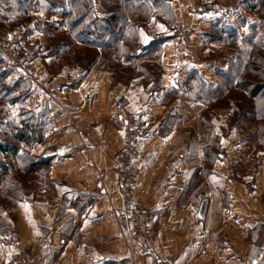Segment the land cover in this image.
Wrapping results in <instances>:
<instances>
[{
  "label": "crops",
  "instance_id": "obj_1",
  "mask_svg": "<svg viewBox=\"0 0 264 264\" xmlns=\"http://www.w3.org/2000/svg\"><path fill=\"white\" fill-rule=\"evenodd\" d=\"M26 1L31 18L59 19L60 11L44 0ZM159 1L169 18L158 17L152 7L144 21L125 20L135 33L129 57L140 58L154 39L161 41L155 80L143 74L117 79L110 69L95 65L82 74L72 61L78 43L70 34L69 60L56 64L52 47L31 21L13 29L33 55L37 78L23 77L7 62L2 74L7 86L23 87L27 107L44 125V141L31 153L42 161L49 152L52 190L44 200L30 196L15 208L0 209V218L19 236L14 248L0 244V264H8L14 250L33 253L41 246L49 250L44 264H147L125 219L116 216L122 199L113 168L121 133L111 96L142 121L134 194L138 204L154 212L149 246L156 257L169 264H264V151L246 134L221 133L230 109H215L204 118L205 106L180 89L192 72L213 84L214 73L235 60L232 51L203 46L202 33L216 20L231 21L239 0H202L205 8L197 14L186 10L191 0ZM241 15L243 37L254 17ZM174 29L188 35L178 41ZM136 46L146 52L131 55ZM64 147L71 152L61 156ZM202 201L205 209L198 219Z\"/></svg>",
  "mask_w": 264,
  "mask_h": 264
},
{
  "label": "trees",
  "instance_id": "obj_2",
  "mask_svg": "<svg viewBox=\"0 0 264 264\" xmlns=\"http://www.w3.org/2000/svg\"><path fill=\"white\" fill-rule=\"evenodd\" d=\"M44 1L49 8L60 11L59 19L53 23L41 17L31 18L26 0H0V31L14 32V28L31 21L52 47L56 64L69 60L66 50L71 46L67 35L70 34L78 43L72 61L82 74L95 65L110 69L117 79L129 81L140 74L152 80L158 77L161 41L154 39L146 55L129 57L135 33L133 25L125 20L128 18L133 24L144 21L152 7L158 17L169 18L168 8L159 0ZM242 3L244 10L254 17L245 36L241 37L236 27L220 20L208 25L202 33L203 46L214 44L232 51L235 60L225 71L214 73L213 84L205 83L192 72L180 89L193 102L205 106L204 118L215 109H230L221 133L234 129L246 134L256 148L264 151V0H242ZM5 65L6 61L0 58V209L15 208L30 196L36 201L44 200L46 191L52 190L49 163L31 153L35 145L44 141V125L27 107L23 87L18 83L6 85L2 74Z\"/></svg>",
  "mask_w": 264,
  "mask_h": 264
},
{
  "label": "built area",
  "instance_id": "obj_3",
  "mask_svg": "<svg viewBox=\"0 0 264 264\" xmlns=\"http://www.w3.org/2000/svg\"><path fill=\"white\" fill-rule=\"evenodd\" d=\"M202 0H191L186 10L188 13L197 14L204 10ZM188 33L174 29L172 36L176 40H181ZM144 49L136 46L131 55L138 56L144 54ZM0 58L4 59L11 67L15 68L23 77L36 81V73L31 68L33 61L32 53L26 49L19 34L15 32L0 31ZM110 100L114 103L119 112L121 141L120 148L115 154V166L113 168L115 184L122 199V206L116 211L118 218H124L128 235L131 239L138 241L147 257V264H169L168 259L159 260L150 249L149 242L153 234L154 212L136 202L134 185L139 174L137 166L138 141L142 135V121L139 116L125 109L123 100H115L112 96ZM196 139L199 133L195 134ZM71 152L67 147L60 151L61 156H66ZM49 152L44 153L42 161L49 160ZM206 202H210L208 194L201 196ZM264 226V214L262 217ZM46 235H49V228H41ZM19 242L18 233L5 220L0 218V244L5 248H14ZM49 257V250L46 246L39 247L35 252L28 253L22 250H14L8 260V264H44Z\"/></svg>",
  "mask_w": 264,
  "mask_h": 264
},
{
  "label": "rangeland",
  "instance_id": "obj_4",
  "mask_svg": "<svg viewBox=\"0 0 264 264\" xmlns=\"http://www.w3.org/2000/svg\"><path fill=\"white\" fill-rule=\"evenodd\" d=\"M238 4L239 5H237V10H234L235 12H233L234 13V16L231 18L232 19L231 21L230 20H229V22H225V20H220V21H222L223 24L230 23L231 24L230 26L236 27V30L237 31H241L240 30V25H242L241 22H243V20L241 18L242 17L241 11H244V12H246V11L244 10V4L242 3V0H239Z\"/></svg>",
  "mask_w": 264,
  "mask_h": 264
},
{
  "label": "water",
  "instance_id": "obj_5",
  "mask_svg": "<svg viewBox=\"0 0 264 264\" xmlns=\"http://www.w3.org/2000/svg\"><path fill=\"white\" fill-rule=\"evenodd\" d=\"M204 209H205V202L202 201L201 204H200V206H199V209H198V211H197V215H196V217H197L198 219L202 218V215H203V213H204Z\"/></svg>",
  "mask_w": 264,
  "mask_h": 264
}]
</instances>
